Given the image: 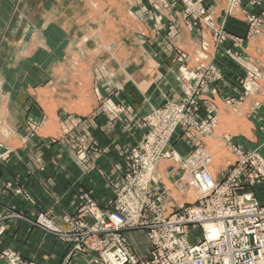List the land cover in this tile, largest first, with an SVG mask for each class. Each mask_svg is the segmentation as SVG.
Listing matches in <instances>:
<instances>
[{
	"label": "rangeland",
	"instance_id": "rangeland-1",
	"mask_svg": "<svg viewBox=\"0 0 264 264\" xmlns=\"http://www.w3.org/2000/svg\"><path fill=\"white\" fill-rule=\"evenodd\" d=\"M224 66L243 95L223 99L219 117L212 108L200 120L203 98L220 91ZM262 89L264 0H0V167L23 169L27 186L50 170L57 177L39 180L42 186L51 180L55 185L67 170L83 177L105 169L102 177L111 179L118 168L101 159L113 142L128 143L123 178L106 207L80 192L74 212L64 218L67 230L53 223L51 211L15 217L69 243V257L90 255L104 264L99 252L90 250L103 228L93 206L107 221L136 170V157L149 149L166 152L152 170L150 194L151 202L160 198L167 208L163 213L191 207L201 197L183 181L178 160L203 165L216 181L230 184L233 201L252 195L264 207V156L239 143L253 128L239 116L260 105ZM152 95L160 100L152 103ZM172 105L182 107L188 122L178 125L165 145L157 118ZM183 137L191 145L186 155L176 148ZM15 181L8 178L3 189ZM18 192L27 203H37L26 189ZM148 205L143 216L152 219ZM192 229L196 244L202 231ZM126 233L119 232L131 253L148 260L149 237V255L140 258ZM99 236L110 241L105 233ZM0 264L37 263L8 249L0 253Z\"/></svg>",
	"mask_w": 264,
	"mask_h": 264
},
{
	"label": "built area",
	"instance_id": "built-area-1",
	"mask_svg": "<svg viewBox=\"0 0 264 264\" xmlns=\"http://www.w3.org/2000/svg\"><path fill=\"white\" fill-rule=\"evenodd\" d=\"M158 114L156 128L164 134L166 145L174 129L188 118L182 107L175 105L162 117ZM165 155L162 149L157 153L149 149L136 157V170L117 194V208L108 214L107 221L93 206L103 228L92 237L95 242L90 250L99 252L104 264H264V207L252 195L233 201L230 184L216 181L203 165L178 160L185 171L183 181L201 194L191 207L182 205L176 212L163 213L167 208L160 206V198L150 201L152 170ZM251 158L261 160L257 154ZM147 204L154 213L152 219L143 216ZM192 227L202 231L196 244L190 240ZM125 230H147L152 245L148 260H139L131 253L126 238L119 234ZM101 233L110 241L100 240Z\"/></svg>",
	"mask_w": 264,
	"mask_h": 264
},
{
	"label": "crops",
	"instance_id": "crops-1",
	"mask_svg": "<svg viewBox=\"0 0 264 264\" xmlns=\"http://www.w3.org/2000/svg\"><path fill=\"white\" fill-rule=\"evenodd\" d=\"M227 69L223 71V80L219 85V93L217 96H205L202 102L200 120L206 118V114L212 108L216 109L218 117L222 114L221 105L225 103L223 99H236L243 95V89L237 80L228 75ZM261 95L263 101L259 106L251 108L240 114L248 120L252 127L250 134L243 135L240 145L248 149H258L264 156V148L261 149L264 141V90ZM152 103L160 100L155 95L150 98ZM209 110V111H208ZM224 111L223 114H227ZM242 113V112H241ZM220 123V122H219ZM124 138V137H122ZM100 141V139H97ZM126 139L113 142L108 153L103 155L102 161L107 160L112 166L118 169L112 174L111 179L102 177L103 171H90L83 177L79 173L67 170L63 175L58 176L55 185L47 182L42 186L39 180H50L56 178L57 175L53 171L42 174H36L38 181H34L30 186L24 181L23 169L15 172L7 171V168L0 167V253L10 249L18 253L23 259L33 261L37 264H99L93 256L84 254H75L69 257L71 245L62 241L57 235L46 233L45 231L34 226L30 221L16 218L18 214L31 218L33 215L51 211L53 214V223L62 230H67L68 225L64 218L71 216L79 203L80 192L90 194L97 201L100 207H106L113 199V189L117 183L123 178L124 173V150ZM103 145V141H100ZM109 145V143L107 144ZM176 148L181 155H186L191 151L190 143L186 138H182L176 143ZM261 149V150H260ZM101 163V161H99ZM225 169H223L224 173ZM107 172V171H106ZM11 173V174H9ZM13 174V175H12ZM123 174V175H122ZM8 178H15V186L8 190L3 189L2 184L8 181ZM25 189L37 201L35 204H29L25 201L23 194L18 191L25 192ZM16 191V192H15ZM33 218V217H32ZM127 239L133 250V253L140 258H146L149 255L150 242L147 232L143 230H130L126 233Z\"/></svg>",
	"mask_w": 264,
	"mask_h": 264
},
{
	"label": "bare ground",
	"instance_id": "bare-ground-1",
	"mask_svg": "<svg viewBox=\"0 0 264 264\" xmlns=\"http://www.w3.org/2000/svg\"><path fill=\"white\" fill-rule=\"evenodd\" d=\"M207 151V150H206Z\"/></svg>",
	"mask_w": 264,
	"mask_h": 264
}]
</instances>
